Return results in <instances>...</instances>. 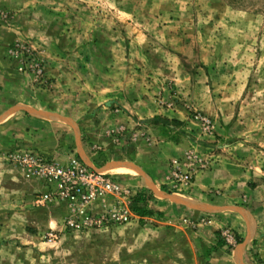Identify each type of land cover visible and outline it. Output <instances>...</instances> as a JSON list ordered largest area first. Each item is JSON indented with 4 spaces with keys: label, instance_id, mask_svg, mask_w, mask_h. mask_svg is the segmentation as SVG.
Masks as SVG:
<instances>
[{
    "label": "rangeland",
    "instance_id": "obj_1",
    "mask_svg": "<svg viewBox=\"0 0 264 264\" xmlns=\"http://www.w3.org/2000/svg\"><path fill=\"white\" fill-rule=\"evenodd\" d=\"M2 70L12 98L25 76L40 107L0 122V264H231L242 240L222 207L248 205L245 185L223 206L219 187L192 193L223 150H243L264 211V0H0ZM16 149L121 180L129 217L108 219L111 198L102 224L66 229L61 205L33 204L45 188L9 161ZM153 150H176L164 172ZM255 246L249 263L264 264Z\"/></svg>",
    "mask_w": 264,
    "mask_h": 264
},
{
    "label": "crops",
    "instance_id": "obj_2",
    "mask_svg": "<svg viewBox=\"0 0 264 264\" xmlns=\"http://www.w3.org/2000/svg\"><path fill=\"white\" fill-rule=\"evenodd\" d=\"M9 74L10 72H6L4 70L0 71V122L8 123L14 121L15 119L22 122L36 121L32 117H30L31 119L26 118L27 113L35 115L32 113V111H39L38 109L40 104L35 98V90H33L31 86L20 83V80H22L21 78L24 79L25 76L19 77L17 74L15 75V77L18 79L17 89L19 91L21 90L26 92L27 96L26 99L12 98L13 94L10 92V89L5 87L7 86L8 81H5L4 78L5 76L9 77ZM13 99L14 102H11ZM171 113L175 116L183 115L182 111L178 110ZM2 130L6 131L7 129ZM14 136L18 137V134H15ZM75 144L77 143L75 142ZM74 151L80 155L79 150ZM223 151L224 152H221L219 155V160L217 156L218 162L213 164L211 170L204 172L195 181L192 194H194V197H199L202 190H205L207 187H219L223 190L222 197L220 198L223 201L219 202L221 204L220 206H223L227 205L228 203H237L241 201L240 196L237 195L239 190H243V188H241L242 185H245V195L248 196V200L246 202L248 205H228L229 207H222L221 220L224 225H229L230 227L234 228L242 240L232 250V253L229 256L230 263L250 264L248 256L251 249L256 247L255 244H257V247H260V244L264 243V211L262 210V212L260 210L263 205L261 203L263 196H261L258 191L262 181L253 177L254 173H252L251 168L255 167L254 162H247L249 160L243 159V150ZM175 152L176 150H153V156H151L153 157L152 159L155 160V163L160 161L157 162L158 164H153V168H156V170H163L164 172L167 169L169 162L168 160L175 154ZM141 153L142 152L140 150L130 151L131 156L139 157L140 155L141 159L145 160L146 156L142 157ZM246 163L249 164L245 165ZM125 166L130 169L124 168ZM124 169H126V171L133 170L136 172L138 169L139 171H143L145 168L141 167V165L139 166L138 164H127L117 168L119 171ZM250 181L257 182L256 186H253L252 189H250L247 185Z\"/></svg>",
    "mask_w": 264,
    "mask_h": 264
},
{
    "label": "built area",
    "instance_id": "obj_3",
    "mask_svg": "<svg viewBox=\"0 0 264 264\" xmlns=\"http://www.w3.org/2000/svg\"><path fill=\"white\" fill-rule=\"evenodd\" d=\"M8 159L20 167L27 178L40 182L45 188L33 204L63 207L65 214L62 222L68 230L81 231L102 224L107 219L104 214H98L95 207L111 198L118 199L113 206L118 204L120 208L111 212L108 219L125 221L129 217V207L121 199L125 191L124 183L110 174L90 170L74 157L63 164L25 149H16ZM173 168L175 180L187 184L190 174L181 171L177 160H173Z\"/></svg>",
    "mask_w": 264,
    "mask_h": 264
},
{
    "label": "trees",
    "instance_id": "obj_4",
    "mask_svg": "<svg viewBox=\"0 0 264 264\" xmlns=\"http://www.w3.org/2000/svg\"><path fill=\"white\" fill-rule=\"evenodd\" d=\"M138 198H139L138 196L134 198V204H133V206H132L133 211L136 212V213L139 214V215H147V214H151V213H152L151 210L144 209L143 207H142V208H141V207L138 208V207L136 206V202H137Z\"/></svg>",
    "mask_w": 264,
    "mask_h": 264
}]
</instances>
